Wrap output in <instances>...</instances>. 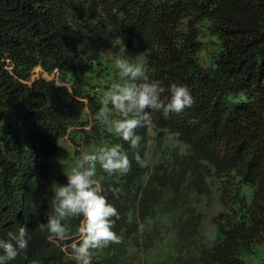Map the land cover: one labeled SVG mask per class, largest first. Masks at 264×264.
Masks as SVG:
<instances>
[{
    "label": "trees",
    "instance_id": "trees-1",
    "mask_svg": "<svg viewBox=\"0 0 264 264\" xmlns=\"http://www.w3.org/2000/svg\"><path fill=\"white\" fill-rule=\"evenodd\" d=\"M123 46L193 98L153 113L136 150L98 116ZM60 140L120 144L132 161L125 175L97 166L121 240L92 264H247L264 241V0H0V236L21 224L31 236L12 264H75L79 218L65 240L47 228ZM214 191L224 208L209 245L192 197Z\"/></svg>",
    "mask_w": 264,
    "mask_h": 264
},
{
    "label": "clouds",
    "instance_id": "clouds-1",
    "mask_svg": "<svg viewBox=\"0 0 264 264\" xmlns=\"http://www.w3.org/2000/svg\"><path fill=\"white\" fill-rule=\"evenodd\" d=\"M128 57L126 46L121 47L114 61L118 80L101 98L98 116L136 150L142 140L136 129L149 124L153 113L159 112L164 117L179 113L191 106L193 98L186 84L165 85L161 80L150 79L144 67ZM113 110L119 116L113 118ZM133 156L141 167L146 165L139 151H134ZM131 163L128 151L120 144L99 146L81 155L65 174L66 182H53L50 186L53 193L52 212L47 217L50 235L65 240L69 235V221L80 220L79 238L70 245L75 264H92L95 250L120 242L121 237L114 230L119 213L108 201L103 177L97 176V166L109 176L125 175ZM30 239L26 224L0 236V264H12L28 248Z\"/></svg>",
    "mask_w": 264,
    "mask_h": 264
},
{
    "label": "rangeland",
    "instance_id": "rangeland-1",
    "mask_svg": "<svg viewBox=\"0 0 264 264\" xmlns=\"http://www.w3.org/2000/svg\"><path fill=\"white\" fill-rule=\"evenodd\" d=\"M40 71V68L35 69V74L33 76H36ZM44 76L48 78H52L53 75H46L43 73ZM109 130L113 133L114 131L110 128V125L108 126ZM150 139L148 141V147L151 146V138H152V131H150ZM176 143V142H175ZM110 144H90V145H84L83 143L79 144V146L70 144L69 142L65 140H60L58 143L57 151L50 156L49 158V174L51 179V184L53 182H59L64 183L66 182V176L65 174L75 165V163L79 160L81 155L85 152H91L94 151L99 146H105V145H112ZM77 151V153H75ZM192 204L197 210H202L204 212L203 220L201 223V232L205 235L206 241L209 245L214 242V228L215 224L217 223V215L220 211L223 210L222 204L219 202V195L218 192L214 191L211 196L204 197V196H198L193 195L192 197ZM261 250H264V241L260 245L259 249H251L248 256V262L247 264H258L261 261H264V253L262 254ZM264 252V251H263ZM253 258V259H252ZM256 262H255V261Z\"/></svg>",
    "mask_w": 264,
    "mask_h": 264
}]
</instances>
